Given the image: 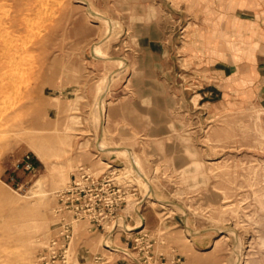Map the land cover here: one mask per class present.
<instances>
[{
    "label": "rangeland",
    "instance_id": "obj_1",
    "mask_svg": "<svg viewBox=\"0 0 264 264\" xmlns=\"http://www.w3.org/2000/svg\"><path fill=\"white\" fill-rule=\"evenodd\" d=\"M231 2L0 0V264H79L84 241L105 257L88 264H264V109L246 64L218 95L202 54L242 51ZM139 42L166 56L156 80ZM94 52L113 61L99 77ZM88 176L115 229L78 219Z\"/></svg>",
    "mask_w": 264,
    "mask_h": 264
},
{
    "label": "crops",
    "instance_id": "obj_2",
    "mask_svg": "<svg viewBox=\"0 0 264 264\" xmlns=\"http://www.w3.org/2000/svg\"><path fill=\"white\" fill-rule=\"evenodd\" d=\"M224 14L230 15L229 31L233 34V37L235 36L236 40L242 42L243 47H240L242 49L241 52L231 54L224 48L225 43L221 40L218 52L220 55H222V57L219 58L214 57L211 51L209 52L206 50V48H204L202 52V54L205 56L204 61H209L210 65L206 70L209 72V75L218 80L219 83L213 84V82H210L209 85H214L217 88V94L221 95V93H223L225 81H227L229 78H232L234 74L233 69L234 72H236L239 66L243 68V65L246 64L245 66L248 68L246 71H250V76L253 80L252 90L255 94H257L261 103V107L264 109V0H233L229 7L226 6V11ZM158 45L159 47L163 48L164 51L168 46L171 45V52L174 53L173 45L170 44V41ZM138 47L139 52L148 55L154 60L149 66L143 64V60L141 62L137 61L139 75L143 76V74L147 73V70L150 69L151 73H154V75L148 76L149 79L156 80V72L159 66L158 62H164L163 60L166 56L163 55L164 53L161 51V49L154 50L150 45L142 44V42H139ZM194 48L196 47L193 44L192 46H189V57L192 59L194 58V54H192V50H195ZM92 58L94 63L97 64L94 66V72L95 74H98V77L105 73L106 70L109 71L107 67L108 65H111L113 61H109L103 56L95 54V52ZM134 58L138 60V56L133 57L132 53H130L128 58L129 69L132 67ZM211 60L213 61L210 62ZM88 93H90V90H88ZM96 94H99L98 90ZM209 94H211V92H208L205 95L207 96ZM112 95L113 90H110V98ZM120 121L124 120L118 119V125L125 124L124 122ZM115 239L116 237H114V241ZM193 241L198 248L203 249L204 242L201 240V237H196ZM119 243V247H121L120 249H131V242L127 241L123 236L120 238ZM86 244L87 241H84L83 244L77 248V261L79 264H88L92 260L94 261V258L99 255L105 258L102 253L96 252L93 246H88ZM119 256L120 257L116 258L115 262L112 264H133L128 255ZM97 264H109V261L97 262Z\"/></svg>",
    "mask_w": 264,
    "mask_h": 264
},
{
    "label": "built area",
    "instance_id": "obj_3",
    "mask_svg": "<svg viewBox=\"0 0 264 264\" xmlns=\"http://www.w3.org/2000/svg\"><path fill=\"white\" fill-rule=\"evenodd\" d=\"M16 170H23L24 172H28V173H33L35 174L36 172V165L32 159V157L30 155H27L24 157V159L17 165ZM87 174V173H85ZM83 175L84 177H86V175ZM88 180L84 181L83 183H79L78 187L81 189L80 195L82 192L86 191V196H83L82 199H84V203L86 205H88V208L83 209V203L82 204H77V210H80L79 214H77L79 217L78 219H84V218H89L87 216V214H90L91 219L93 220H102V221H106L108 222V224H113L112 227H114V229L119 226V223L121 222V220H118L117 218H115L112 214L106 213L98 210V207L100 206L101 202L103 201V198H101V195L96 194V190H100L99 186H96V182L94 179H92L90 176L87 177ZM113 180L110 179L109 183L112 182ZM88 185L89 188L87 187ZM114 185V184H112ZM112 185L108 184L107 190H109V188L114 189V186L112 187ZM86 186V188H85ZM104 190V189H102ZM95 192V193H94ZM81 199V198H80ZM78 203V202H77ZM108 205H114V203L111 202V200L109 199V202L107 203ZM92 205V208H90L89 206ZM90 212V213H89ZM90 219V218H89ZM67 231V237H70V230L67 229L65 230Z\"/></svg>",
    "mask_w": 264,
    "mask_h": 264
},
{
    "label": "bare ground",
    "instance_id": "obj_4",
    "mask_svg": "<svg viewBox=\"0 0 264 264\" xmlns=\"http://www.w3.org/2000/svg\"><path fill=\"white\" fill-rule=\"evenodd\" d=\"M99 16H101V15L99 14ZM102 18H104L106 21H108L109 24L112 26V22H111L108 18L103 17V16H102ZM106 21H105V22H106ZM111 26H110V28H111ZM109 30H110V29H109ZM109 30H108V31H109ZM111 30H112V29H111ZM111 30H110V31H111ZM110 34H111V32H110ZM110 34H107V36L110 35ZM35 149H36V154L38 155V157H39L43 162H46V161H47V159H46V155H45L44 152L42 151V148H35ZM102 149H103V147H102ZM110 149L115 150V152H117V153H125V152H129V156L132 155V154H131V151H130L128 148H126V147H116V148L112 147V148H110ZM125 154H126V153H125ZM123 155H124V154H123ZM133 155H134V154H133ZM141 175H142L144 181L146 182V184L149 183L147 177H145L143 174H141ZM108 247H109V246H108Z\"/></svg>",
    "mask_w": 264,
    "mask_h": 264
}]
</instances>
